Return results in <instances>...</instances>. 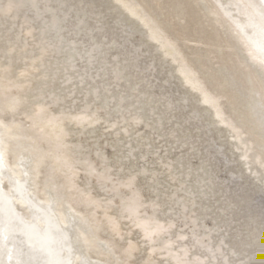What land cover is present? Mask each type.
I'll list each match as a JSON object with an SVG mask.
<instances>
[{
    "label": "bare ground",
    "instance_id": "1",
    "mask_svg": "<svg viewBox=\"0 0 264 264\" xmlns=\"http://www.w3.org/2000/svg\"><path fill=\"white\" fill-rule=\"evenodd\" d=\"M0 264H264V0H0Z\"/></svg>",
    "mask_w": 264,
    "mask_h": 264
},
{
    "label": "rangeland",
    "instance_id": "2",
    "mask_svg": "<svg viewBox=\"0 0 264 264\" xmlns=\"http://www.w3.org/2000/svg\"><path fill=\"white\" fill-rule=\"evenodd\" d=\"M163 143H161V145H162ZM161 149H162V147H161ZM108 151H110V150H108ZM175 151H178V150H175ZM223 172H221V173H219V177H223Z\"/></svg>",
    "mask_w": 264,
    "mask_h": 264
}]
</instances>
